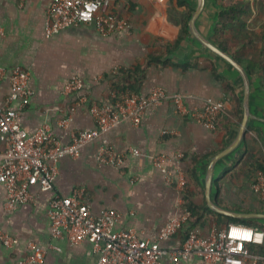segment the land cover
Wrapping results in <instances>:
<instances>
[{
  "label": "crops",
  "instance_id": "crops-1",
  "mask_svg": "<svg viewBox=\"0 0 264 264\" xmlns=\"http://www.w3.org/2000/svg\"><path fill=\"white\" fill-rule=\"evenodd\" d=\"M221 1L217 0L219 4ZM50 2L0 0V68L6 71L0 84V103L5 102L12 91L11 71L20 68L30 72L32 94L20 114L22 128L32 135L48 125L55 140L68 144L72 132L96 127L90 105L109 102L111 73L143 59L157 40L175 44L187 30L186 17L189 19L191 8L186 1L187 5H181L179 0H118L113 9L130 21L132 27L128 33L105 36L94 24L81 23L47 37L45 25ZM171 61L172 65L163 68L151 67L140 92L147 95L155 87H162L168 96L166 101L148 106L138 126L128 120L121 121L85 144L78 158H63L58 164L53 191L42 192L33 187V201L11 210L6 207L7 191L0 186V231L19 240L14 248L0 243V264H17L30 253V242L45 250L44 264H95L98 255L90 242L72 245L66 238L55 239L51 235L48 211L53 196L67 197L77 188L84 189L85 202L95 216L107 210L119 215L115 230H134L143 239L157 240L160 229L183 208L176 187L154 165L157 155L167 156L165 166L172 174L179 169L187 172L196 162L204 191L199 168L224 147L232 125L238 121L234 118L225 134L180 115L173 101L176 94L184 96L190 109H203L206 103L221 100L226 102V109L234 113V106L212 69L205 68L201 62L184 67L187 62ZM217 72L235 85L240 100L238 86L228 76ZM73 76L85 80L84 89L65 94L64 87ZM17 105L14 102L11 107ZM253 112L264 118V98L254 104ZM67 115L72 119L65 128L60 121ZM102 145L112 147L117 154L129 153L131 149L139 150L140 154H129L121 165H104L96 158ZM247 146L264 157V121L252 123L246 143L216 181L218 200L234 209L264 212V200L254 191L255 176L249 173L247 166L238 165L227 171ZM4 152L5 145L0 142V164ZM190 188L195 190L193 185ZM195 192V201L201 203L203 197L197 189ZM198 231L207 235L209 229ZM183 242L179 232L161 241V247L167 251L163 264H221L206 262L196 255L180 256L178 251Z\"/></svg>",
  "mask_w": 264,
  "mask_h": 264
},
{
  "label": "built area",
  "instance_id": "built-area-1",
  "mask_svg": "<svg viewBox=\"0 0 264 264\" xmlns=\"http://www.w3.org/2000/svg\"><path fill=\"white\" fill-rule=\"evenodd\" d=\"M118 0H51L47 9L45 34L51 37L61 31L76 27L81 23H92L102 35L128 33L132 27L130 21L113 9ZM2 27L0 26V34ZM6 71L0 68V84ZM12 91L6 101L0 103V142L5 145V152L0 164V186L8 195L6 207L14 210L17 206L33 201L31 189L37 187L42 192L53 191L58 172V164L65 157L78 158L85 144L93 141L100 134L118 125L121 121H130L138 126L145 110L150 105H160L168 98L162 87H155L147 95L140 93L125 94L118 98L111 91L107 103H92L90 112L96 127L71 133V142L62 144L53 138L51 128L44 125L34 134L29 135L20 124V114L29 102L32 91L29 87L30 72L15 68L9 75ZM97 80V79H96ZM85 80L73 76L64 87L65 94L78 93L84 89ZM177 112L185 117L202 123L207 129L216 131V120L226 109L225 101H210L203 109H190L182 94L173 96ZM17 102V107L11 104ZM74 111V108L72 109ZM71 115L60 121L68 127ZM139 155V150H130L126 154H117L112 147L102 145L97 153V160L104 165H121L129 155ZM182 158V155H178ZM167 156L157 155L154 165L184 196L191 184L186 171L171 173L165 166ZM253 189L264 200V172L258 171L254 177ZM51 223V235L55 239L66 238L72 245L88 241L93 245L98 258L95 264H163L162 258L167 251L161 247V241L173 237L185 225L191 213L182 208L180 214L173 216L160 229L157 240L143 239L134 230H115L119 215L112 210L95 216L85 202L84 189L77 188L71 195H54L48 211ZM235 226L240 235L233 236L231 228ZM251 229L248 237L243 230ZM0 243L7 248H14L19 240L0 231ZM247 244L264 246V231L242 224H230L227 228L213 226L207 235L191 231L183 242L178 254L182 257L196 255L209 263L221 264H264V254H251ZM30 253L17 264H44L45 250L34 242L28 244Z\"/></svg>",
  "mask_w": 264,
  "mask_h": 264
},
{
  "label": "trees",
  "instance_id": "trees-1",
  "mask_svg": "<svg viewBox=\"0 0 264 264\" xmlns=\"http://www.w3.org/2000/svg\"><path fill=\"white\" fill-rule=\"evenodd\" d=\"M262 2L263 0H259ZM181 5H187L184 0H179ZM250 12L249 4L245 3L243 0H236L227 4L225 9L220 14V21L217 25L215 31V40L221 45V47L232 54L235 59L246 66L252 74H259L264 70L263 59L259 61H253L250 57H244L242 51L245 48L250 47L252 37L251 33L243 32L241 39L229 40L226 37L230 33H235L237 23L241 21L242 17ZM188 16L186 17L187 26ZM244 26V23L242 24ZM187 35V30H184L176 41L175 44L167 43L163 40H157L153 42L151 50L143 58L138 59L131 67H120L111 73V90L115 92L118 98L125 94L140 93L141 87L147 76L148 70L155 66L157 68H163L168 65H172L173 62L166 59V56L170 51L175 49L183 41ZM251 39V41H250ZM249 40V42H247ZM243 42V43H242ZM242 43V46H238ZM257 49V47H255ZM262 54V53H261ZM202 63L205 68L212 69L215 77L221 82L225 96L229 98L233 104L234 113L224 109L216 120V130L227 134L233 123L234 118L237 120L238 116L242 117V109L240 105V100L236 95L235 85L225 78L223 75L219 74L214 63L208 58H198L194 61L187 62L184 67L195 66ZM261 79L263 76L261 74ZM196 162H194L187 170V176L190 180L191 186H195V190L189 189L187 194L184 196L183 209L191 213L188 222L183 225L179 233L182 236L183 241L188 237L191 231H198L199 229L208 228L209 230L215 226L218 229L227 228L230 224H242L254 229L264 231V222L257 220H241L233 217H229L223 214L216 213L206 206V199L204 196V191L200 186L198 174L196 170ZM247 166L249 173L256 175L258 171L264 172V157L259 156L253 151L246 147L245 151L239 156V159L235 164L232 165L227 171L233 170L234 168ZM196 189L199 191L200 195L203 197L201 203L195 201ZM246 248L251 254H264V246L257 244H247Z\"/></svg>",
  "mask_w": 264,
  "mask_h": 264
},
{
  "label": "water",
  "instance_id": "water-1",
  "mask_svg": "<svg viewBox=\"0 0 264 264\" xmlns=\"http://www.w3.org/2000/svg\"><path fill=\"white\" fill-rule=\"evenodd\" d=\"M191 14L187 23V36L175 49L170 51L167 59L185 63L199 57L210 59L217 71L228 76L240 90L242 119L232 125L224 147L211 155L200 166V180L204 188L206 206L212 211L241 220L264 222L263 211H245L222 205L218 200L216 181L225 173L231 159L246 143L249 130L255 120L264 118L253 112L254 104L264 98V85L261 79L239 63L235 57L225 51L213 39L220 14L225 9L217 0H185Z\"/></svg>",
  "mask_w": 264,
  "mask_h": 264
},
{
  "label": "rangeland",
  "instance_id": "rangeland-1",
  "mask_svg": "<svg viewBox=\"0 0 264 264\" xmlns=\"http://www.w3.org/2000/svg\"><path fill=\"white\" fill-rule=\"evenodd\" d=\"M236 0H223L220 2V4L224 8L227 4H230L231 2ZM245 3L249 4L250 6V12L246 15H244L237 23L236 31L233 35V33L228 34L226 37L229 40H238L241 39V35L243 32L251 33V44L250 47L245 48L242 53L244 54V57H250L253 61H259V59L264 58V0L260 2L259 0H243ZM169 10V9H168ZM244 23V26L242 25ZM213 38L215 40V34L213 35ZM249 42V40H247ZM243 43V42H242ZM242 43H239V47L242 46ZM257 47V49L255 48ZM262 53V54H261ZM264 63V59H263ZM261 74L263 76V79H261ZM259 79H261V82L264 84V70L261 71V73L257 74ZM242 119L241 116L237 117V121L240 122ZM252 148V147H251ZM253 150V148H252ZM254 177V175H253Z\"/></svg>",
  "mask_w": 264,
  "mask_h": 264
},
{
  "label": "clouds",
  "instance_id": "clouds-1",
  "mask_svg": "<svg viewBox=\"0 0 264 264\" xmlns=\"http://www.w3.org/2000/svg\"><path fill=\"white\" fill-rule=\"evenodd\" d=\"M238 233H240V231H238L237 227L233 226V227L231 228V234H232L233 236H236ZM250 233H251V229L243 230V235H244L245 237H248V236L250 235ZM240 234H241V233H240Z\"/></svg>",
  "mask_w": 264,
  "mask_h": 264
},
{
  "label": "snow or ice",
  "instance_id": "snow-or-ice-1",
  "mask_svg": "<svg viewBox=\"0 0 264 264\" xmlns=\"http://www.w3.org/2000/svg\"><path fill=\"white\" fill-rule=\"evenodd\" d=\"M237 235H240V233H238Z\"/></svg>",
  "mask_w": 264,
  "mask_h": 264
}]
</instances>
